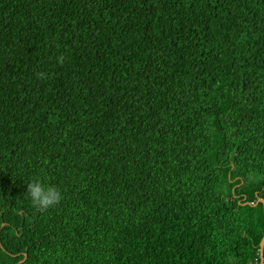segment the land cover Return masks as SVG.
Listing matches in <instances>:
<instances>
[{"label":"trees","instance_id":"1","mask_svg":"<svg viewBox=\"0 0 264 264\" xmlns=\"http://www.w3.org/2000/svg\"><path fill=\"white\" fill-rule=\"evenodd\" d=\"M258 198L264 0H0V264H258Z\"/></svg>","mask_w":264,"mask_h":264},{"label":"clouds","instance_id":"2","mask_svg":"<svg viewBox=\"0 0 264 264\" xmlns=\"http://www.w3.org/2000/svg\"><path fill=\"white\" fill-rule=\"evenodd\" d=\"M61 60L62 57H57L58 62ZM37 76H43V73L38 72ZM25 197L33 207L38 209H48L60 200L61 193L56 188L47 186L38 178H35L26 183Z\"/></svg>","mask_w":264,"mask_h":264},{"label":"water","instance_id":"3","mask_svg":"<svg viewBox=\"0 0 264 264\" xmlns=\"http://www.w3.org/2000/svg\"><path fill=\"white\" fill-rule=\"evenodd\" d=\"M261 202L263 204V209H264V203H263V200L261 198H258L257 199V202ZM247 203V202H246ZM256 204V202L254 203ZM263 246H264V236L261 237L260 241H259V263L258 264H264V258L262 256V249H263ZM26 258V254L23 253V258L21 260L18 261L17 264L21 263L24 261V259Z\"/></svg>","mask_w":264,"mask_h":264}]
</instances>
